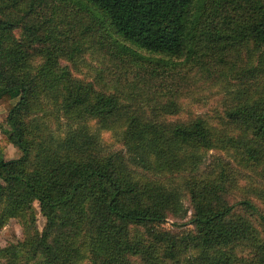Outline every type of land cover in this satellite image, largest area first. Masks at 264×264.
<instances>
[{"label":"trees","instance_id":"trees-1","mask_svg":"<svg viewBox=\"0 0 264 264\" xmlns=\"http://www.w3.org/2000/svg\"><path fill=\"white\" fill-rule=\"evenodd\" d=\"M84 15L133 95L77 74ZM0 108V264H264V0H0Z\"/></svg>","mask_w":264,"mask_h":264},{"label":"rangeland","instance_id":"rangeland-1","mask_svg":"<svg viewBox=\"0 0 264 264\" xmlns=\"http://www.w3.org/2000/svg\"><path fill=\"white\" fill-rule=\"evenodd\" d=\"M68 13H70V11ZM69 18L70 14L67 15L65 21H68ZM88 21L89 19L84 15L82 24L76 27L78 32L81 31L85 33L83 45L87 49L85 56L77 63V74L81 75L80 77L105 83L108 87H115V89L122 91L125 96L133 95L134 83L131 80V74H124L121 72L123 64L121 57L125 56L116 52L114 47L100 36L101 33L99 29L95 28L91 31H87L84 28V24ZM194 81L192 80L189 85L185 86V91L183 93L179 92L177 101H179L181 115L183 117H188L193 114L213 118L217 113H221L224 109L223 103L226 97L224 90L215 84L212 85L204 81ZM169 84L170 83H168V85ZM4 113L5 111L3 109L0 110V123L4 122L6 118ZM94 127H96V125H94ZM100 135L103 140L102 144L109 151L125 150L116 134L108 131H100ZM208 156L204 166H207V163L212 160V156ZM6 157L12 158L14 154L8 152L6 153ZM185 204L188 207V203L185 202ZM34 206L37 213V224L39 229L42 230L45 225V218L40 213L38 202H35ZM173 222L174 220L169 219L165 226L175 229L172 225ZM22 239L23 228L16 219L12 220L6 227L0 229V247L5 246L8 242Z\"/></svg>","mask_w":264,"mask_h":264},{"label":"crops","instance_id":"crops-1","mask_svg":"<svg viewBox=\"0 0 264 264\" xmlns=\"http://www.w3.org/2000/svg\"><path fill=\"white\" fill-rule=\"evenodd\" d=\"M0 110H2V109L0 108ZM4 114L7 115L6 112ZM0 137H1V135H0ZM20 151L21 150L18 147L14 146V145H9L8 148L6 149V153L11 152L12 154H14V157H12V158L20 157L22 155V152L20 153Z\"/></svg>","mask_w":264,"mask_h":264}]
</instances>
